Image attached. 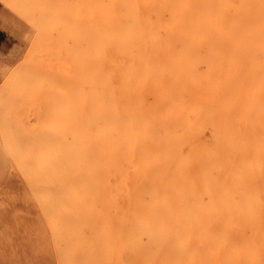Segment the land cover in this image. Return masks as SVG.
<instances>
[{"label":"bare ground","instance_id":"bare-ground-1","mask_svg":"<svg viewBox=\"0 0 264 264\" xmlns=\"http://www.w3.org/2000/svg\"><path fill=\"white\" fill-rule=\"evenodd\" d=\"M95 1L85 137L34 188L58 215L99 203L119 264L264 249V0Z\"/></svg>","mask_w":264,"mask_h":264},{"label":"rangeland","instance_id":"rangeland-1","mask_svg":"<svg viewBox=\"0 0 264 264\" xmlns=\"http://www.w3.org/2000/svg\"><path fill=\"white\" fill-rule=\"evenodd\" d=\"M99 26L95 0H0V264H119L99 203L55 214L25 173L67 163L85 137ZM133 264H264V249L142 250Z\"/></svg>","mask_w":264,"mask_h":264}]
</instances>
